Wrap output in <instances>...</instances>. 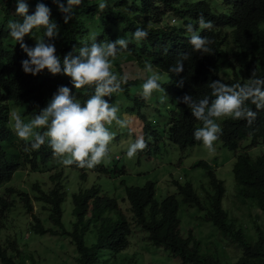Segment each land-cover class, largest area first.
<instances>
[{
    "label": "trees",
    "instance_id": "trees-1",
    "mask_svg": "<svg viewBox=\"0 0 264 264\" xmlns=\"http://www.w3.org/2000/svg\"><path fill=\"white\" fill-rule=\"evenodd\" d=\"M4 1L2 11L8 16L17 0ZM37 1L48 9L49 23L54 26L56 38L52 42L58 48L53 55L60 71L51 73L45 67L25 73L22 66L28 60L25 51L19 45L6 46L9 32L0 20V234L8 225V215L17 203V196L22 209L31 217L27 224L29 238L51 234L69 239L76 264L117 263L118 255L129 246L134 227L142 231L149 244L169 252L180 264H264L263 156L252 159L245 148L236 155L232 167L236 201L246 206L249 218H252L251 210H256V216L241 228L222 207L225 195L222 181L203 161L194 166L202 168L208 177L207 184L200 186L203 198L191 183L172 180L176 194L161 201L155 199L154 184L149 181L142 187H125V197L118 201L97 184L70 191L61 184V173L49 177L53 184L49 190L41 188L38 182L29 189H15L10 185L22 174L19 171H39L50 163L56 151L46 134L47 124L33 128L43 137V142L33 148L35 138H19L11 129L13 122L9 116L10 105L24 106L23 116L34 119L48 107L60 87H67L69 96L83 106L102 82L92 81L76 88L71 77L63 72V61L65 57L86 60L82 51L94 44L107 50L111 44L113 52L105 59L109 61L110 74L115 76L114 91L133 94L136 80L121 79L123 69L111 65L112 60L128 57L139 67L151 66L160 76L167 77L166 90L176 97L175 108L168 113V141L180 151L202 143L195 132L206 125L193 114V108L206 99L203 115L212 121L215 117L208 116L207 109L216 98L214 89L221 85L246 95L239 106L241 116L224 119L215 133L216 140L235 153L243 140H250L249 149L264 144V97L257 94L264 91V0H79L75 4H69L68 0ZM200 18L211 22V27L200 28ZM41 26L45 31L46 26ZM137 29L146 33L142 39L137 40L133 35ZM193 33L206 39L202 48L195 49L190 43ZM117 40H123L124 44H117ZM177 62L181 66L179 72L173 70ZM218 74L227 79L222 80ZM141 106L146 104L141 101ZM247 112L253 115L248 116ZM137 117L143 123V140L156 139L145 117L141 114ZM87 160L85 157L83 166L75 160L71 163L72 169L81 170L78 178L83 182L87 174L82 170L88 167ZM108 168L94 166L95 172L105 176L119 174L116 169ZM120 171L125 173L123 169ZM31 198L47 210L49 227L44 225L45 219L33 213ZM65 199L71 204L72 220L68 222L64 219ZM120 202H127L129 217L125 216ZM180 203L197 209L201 219L219 232L224 246L236 253L232 262L224 263L212 257L214 253L206 245L202 249V242L190 231L181 234ZM250 229L253 235L248 236ZM0 264L40 263L32 253L18 251L15 242L3 246L0 235Z\"/></svg>",
    "mask_w": 264,
    "mask_h": 264
},
{
    "label": "rangeland",
    "instance_id": "rangeland-1",
    "mask_svg": "<svg viewBox=\"0 0 264 264\" xmlns=\"http://www.w3.org/2000/svg\"><path fill=\"white\" fill-rule=\"evenodd\" d=\"M4 2V0H0V20H2V25L10 33L6 40V46L19 45L24 50V48H34L37 43H43L46 46L52 45L54 50L58 48L57 43L52 42L56 38V35H45V31L41 29V25L33 26L19 40L14 39L9 25L11 23H22L24 17L15 12L17 2H14L15 5H11L10 13L6 16L1 6ZM19 2L26 4L28 13H32L31 11L34 13L38 6L37 0H19ZM21 45L24 47H21ZM25 55L29 60L30 58L26 52ZM125 58L123 59L124 61L118 60L113 62L114 60H112L110 64L113 66L114 64L120 65L121 70L123 69L121 79L136 80V85L131 90L133 94L126 95L125 93L114 91L100 97L109 107L116 108L115 117L111 122L101 121L105 129L112 134V138L106 144L108 154H105L101 158V162L82 170L87 174L86 181L83 182L78 178V173L81 170L72 169L71 164H64L63 161L67 158L66 153L56 152L50 163L40 168L39 171L26 169L19 171L22 174H20V177L14 179L10 186L15 189H29L34 182H38L41 188L49 190L53 186L49 177L56 173H61V184L66 186L70 191H77L79 188L97 184L108 196L121 201L125 197V187H142L149 181L154 184L155 199L161 201L168 195L176 194L175 187L171 183L172 180H175L180 184L191 183L196 193L203 198L204 191L200 186L207 184L208 177L202 168L194 167L196 163L203 161L214 169L217 179L222 181L224 185L225 195L222 200V207L231 218L236 220L239 227L242 228V226L248 225V220L256 216V210H251L252 218H249V211L246 210V206H242L238 200L236 201L232 167L236 161V155L241 153V150L245 148L252 159L259 156L264 157V144L249 149L247 146L250 140H243L239 151L235 153L222 147L221 143L217 140H214L209 147H206L202 141L200 145L180 151L168 141V113L175 108L176 97L166 90L167 77L160 76L158 71L151 66L146 65L142 68L132 59ZM123 63L126 65L124 64L125 66H123ZM150 76L157 77L156 82L159 85V90L154 89L145 96L143 95L141 85ZM141 101L146 106H141ZM24 111V106L10 105L9 116L12 122L13 113L20 115L21 119L25 122L30 121L31 119L23 116ZM138 114L143 115L150 123V131L157 138L143 140L144 148L137 150L136 154L129 158L126 155L128 147L138 138H142L143 134V123L138 119ZM228 117L231 116L215 117L212 122L219 128L223 120ZM118 120L124 121V126L118 124ZM11 129L15 132L13 124L11 125ZM95 165L97 167L116 169L115 172H119L120 175L114 173V177H109L100 174L95 172ZM121 169L124 170V174L120 171ZM32 198L33 213L40 219H45L44 225L49 227L47 210L45 211L42 205L35 202ZM15 200L17 203L8 215V225L0 234L3 246H6L8 242H15L18 251L32 253L33 257L40 264H76V254L69 239L51 234L34 236L33 239L29 238L27 233V228L29 227L27 224L31 220V217L22 209V202L17 196ZM63 204L65 208L64 219L67 222L71 221L72 217L69 216L71 209L69 199H65ZM119 204L125 216L129 217L127 202H120ZM201 215L197 209L187 208L180 203L181 234H186L190 231L197 240L202 242V249L206 245V248L210 249L211 253H214L212 257L218 258L224 263H226L225 261L232 262L233 258L236 257L235 251L230 247H226V245L224 246V240L221 236L219 239V232L211 224L201 219ZM251 231L250 229L247 234L248 236L253 235ZM58 232H60L59 229ZM132 232L133 236L130 238L128 248L118 255V262L115 264H180L179 260L172 258L169 252L149 244L140 229L134 227ZM215 251L217 252L216 256Z\"/></svg>",
    "mask_w": 264,
    "mask_h": 264
},
{
    "label": "clouds",
    "instance_id": "clouds-1",
    "mask_svg": "<svg viewBox=\"0 0 264 264\" xmlns=\"http://www.w3.org/2000/svg\"><path fill=\"white\" fill-rule=\"evenodd\" d=\"M79 0H68L69 4L78 3ZM13 5H15L13 3ZM103 7V4H100ZM15 12L24 17L23 22L16 24L11 23L9 27L12 29L11 35L14 39L19 40L25 33H28L33 26L45 25V35H54L53 25L48 21V9L42 5H38L33 14H27V6L25 3L17 0ZM173 20L170 21L172 23ZM200 28H210L211 22H205L203 18L198 20ZM190 27V26H189ZM6 29V27H5ZM7 30V29H6ZM9 32V30H7ZM10 34V33H9ZM137 40L142 39L146 33L137 29L134 34ZM206 39L198 37L195 33L190 38V43L195 49H200L206 44ZM117 44L123 45V40H117ZM21 47H24L21 45ZM28 57L27 61L22 62L23 71L25 73L47 68L51 73L60 71L57 57L53 55L54 48L52 45L37 43L32 49L24 48ZM207 50V49H205ZM113 52L111 44L107 46V50L103 47H98L95 44L87 50L82 51L81 55H86V60L72 58L69 60L65 57L63 61L64 74L71 77V80L76 88L90 83L92 81H100L95 89V95L88 98L83 106L69 96L67 87H60L58 93L53 96L48 107L39 116L25 122L20 115L13 113V128L16 135L21 139H28L30 136L35 138V143L32 147H37L43 142V137L33 131L34 127L48 125L47 136L51 138L53 148L58 153H66L67 158L63 161L64 164H71L73 160L79 162L83 166L84 158L88 157L87 166L92 167L93 164L101 162V158L105 156L106 144L112 138L101 121L111 122L116 113L115 107H109L108 104L101 100V96L115 90L113 80L114 74L109 72V61L105 59L106 55ZM30 65L34 67H30ZM176 72L181 70L179 62L173 69ZM219 78L226 80L227 77L218 74ZM225 77V78H224ZM157 77L150 76L141 85L143 95L147 96L152 90H159V85L156 82ZM217 93L215 100L207 109L208 116L222 117L232 116L240 117V104L246 93L233 91L231 87L225 88L221 85L215 88ZM259 96L264 97V91H258ZM188 99L187 96L184 97ZM207 100H201L199 106L193 108V114L204 121L206 127L198 128L195 136L203 141L206 147L211 146L212 142L217 139L215 133L218 131L217 125L210 119H207L203 113L205 112L204 105ZM259 106V105H257ZM248 116L253 113L247 112ZM49 117L51 120L49 121ZM118 124L124 126V121H117ZM144 141L138 138L132 143L127 150L126 155L131 158L137 150L144 148Z\"/></svg>",
    "mask_w": 264,
    "mask_h": 264
}]
</instances>
